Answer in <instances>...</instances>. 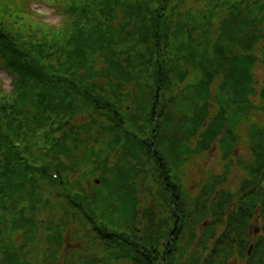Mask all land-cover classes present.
<instances>
[{
	"label": "trees",
	"instance_id": "trees-1",
	"mask_svg": "<svg viewBox=\"0 0 264 264\" xmlns=\"http://www.w3.org/2000/svg\"><path fill=\"white\" fill-rule=\"evenodd\" d=\"M250 1L243 0L240 3L236 2L237 4H234L233 1L231 5L230 0H227L224 3L225 6L227 5L226 8L232 12L231 22L223 28L225 32L221 34L217 43V36H214L212 41L209 40L213 45L214 54L208 61L207 58L205 59L208 65H202L204 69L199 78L203 82L199 100L205 103L202 107L195 108L192 112L194 115L186 119L182 127V133H186L185 137L168 140V145L175 147L176 153H179V150L182 151L179 156H176L177 160L175 156L170 157V152L165 150V146L161 142L163 139H159L164 126L162 127V124L159 126L157 123L160 115L158 112L159 101L167 102L171 99L177 101L178 99L174 82L177 81V74L181 73L179 66L182 63L177 64L175 61L177 59L184 61L181 52L192 50V47L188 45L190 44L189 40L193 38V31H185L184 27L177 28L176 22L179 21V17L184 22L192 21L194 23L204 17L209 22L211 19L207 16L212 14L211 12L219 13V9L223 5L220 6L217 2L210 3L206 10L202 9L197 18L198 15H185L179 12L177 14V5L176 7L172 5V10L176 14L173 13V16H170L169 13L172 10L169 9L173 0H75L70 5L67 14L74 9L73 14L80 13V16L67 31L61 33L62 37L54 36L49 42L46 39L40 42L33 41L29 44L21 42L22 39L16 40L14 38L16 35L12 37L6 34L0 24V62L2 68L16 78L15 87L18 89V98L12 104L0 107V194L3 197L0 200V211L9 210L10 207L15 209L17 199L23 195L25 183L29 180L30 172L34 169H37L36 172L40 173L41 177L49 179L51 183L63 184L58 179L54 181V177L51 175L49 166L53 165V161L47 159V157H51V154L56 158L62 156L68 158L79 143L87 141L83 138L96 136L94 140L96 144L99 138L110 136L113 139L109 141L114 145L113 152L125 153L122 155L127 157L126 163L133 158L135 161L133 168L136 169L135 163L137 161L142 163L141 160L144 158L152 164L153 168L156 170L159 168L165 173L162 180L164 185L160 194L164 204L170 206L172 214L174 209L181 215V218L177 219L178 216L175 217L173 214L177 225L180 224L177 227V234L180 235L183 228L182 223L186 218L183 213L184 209L181 210L180 207H183L185 203H182L183 194L180 186L173 181V168L177 167L174 165L185 164V156L188 153L199 154L205 151L210 145L209 143H214L219 136V133L215 132L226 130L225 111L216 115L215 120L208 123L210 105L207 101L210 97V83L216 78V73H225L228 69L226 73H228L229 80L227 82L232 87L230 89L234 99L231 100V104L235 108L247 105V98L253 92V69L258 60L249 52L254 51L255 45L264 40V35L257 33L256 28H253L256 23L252 20L255 12L250 11L246 16H243V12L250 9ZM243 7L244 9L241 11ZM259 12L262 13V22H264V6L260 7ZM116 23L121 25V30L117 29ZM118 28L120 29V27ZM238 30L241 32L237 35ZM233 35H235L233 40L244 39V37L247 40L246 42L234 40L229 46L226 45L223 36L226 39H231ZM126 38L132 41L137 39L132 43L141 44L143 51L130 49L123 53L119 46V49H116L117 42L126 41ZM183 43H186L187 46L183 47ZM164 45L169 49L168 52H165L164 49L162 51ZM187 47L188 49H186ZM195 52L201 53L198 50ZM95 55L106 57L103 63L105 68L100 73L95 67ZM97 76L108 80L107 86L111 89L112 95H110L108 87L104 88L97 81ZM186 78L185 74H181L179 79L182 82ZM196 78V74L193 73L192 79L187 78L186 81L192 82ZM138 84H143L148 88V97L151 96L145 98L146 102L138 104L139 114L131 115L120 104H123L124 97L127 98L126 94L129 91L126 90L136 88ZM237 90L240 92L238 93ZM243 94H245L244 97ZM112 96L116 99H111ZM119 98L122 103L118 102ZM189 101V105L192 106V99ZM86 113H90L91 124L83 129L77 128V125L72 122L73 118ZM32 121L39 124V129L46 121L52 125L50 132H46L49 146H45L44 149L48 153L44 152L45 156L41 154V159L40 156L37 159L29 158L25 154L30 148L28 145L23 150L17 148L23 135L29 136L26 132L28 127L25 126H30ZM206 123H208L207 126ZM205 127L207 128L205 129ZM55 133H60L62 136L55 139ZM141 135L151 137V139L144 140ZM197 136H200V139L194 145L196 146L194 150L191 149V144L197 139ZM205 141L207 147L203 148ZM69 144H72V147ZM109 148L111 145H108ZM103 157L106 156H103L102 153L96 160L98 163L100 162L98 169L112 170L110 156L102 161ZM47 162L49 166H46ZM256 165L254 175L262 163ZM62 167L61 165L57 166L56 174H59V169ZM133 168H130L131 171L126 173V177L125 172H121L119 175L124 177L117 176L116 182L108 184L109 182L104 180L103 183V187L113 196L122 186L116 184L121 182L130 184L129 192L126 193L127 199H125L127 200L126 210L122 205L124 198L120 196L122 201H120L118 209V219H115L113 212L110 211L112 204L110 205L104 200L102 209H107V211L102 213V220L97 221L99 218L96 217V211L92 207H88V211L82 205V201L90 202L91 197H88V189L82 188L81 185H79L81 187L77 194L79 201L75 202L71 199L70 205L82 212L84 218L89 221L91 229L96 233L97 239L107 244L106 246L110 249L109 262L126 259L132 260L134 264H156L157 262L160 264L159 250H151L154 260H150L148 252H144V245L147 241L136 238V235L127 237V232L123 231L124 224L126 225L128 220L130 224L127 226L133 230L141 222L142 214L139 210L142 205L138 184L130 183L140 173L137 172L139 170L136 171ZM133 174L134 177L130 179ZM248 199L253 201L246 205L243 212L252 213L260 205L264 214L263 195L251 193ZM220 202L217 204V208L226 206L222 198ZM26 213V209H21L12 215L9 221L4 220L12 235L25 227L28 230V227L32 225V220L26 216ZM137 232L141 233V230H137ZM177 234L169 235L168 231L164 238L167 240L169 237V239L175 237L177 241L179 238ZM152 244L155 246L154 243ZM174 244H172L173 248L170 249V253L167 254L168 259L165 260V264H177L176 262L182 254L180 251L178 259L175 257L178 247L177 244ZM209 244L204 241V238L199 241V246L205 247L207 252L211 250ZM169 245H171L170 241ZM240 246L246 247L244 244ZM260 248L263 249L264 254V239L259 242L254 257L257 255H260V258L264 257L263 254H259ZM213 251L215 250L213 249ZM172 254L173 256H171ZM6 255L10 258L3 260L1 264H25L21 262L18 255L12 252H8ZM189 264H197V260L189 262ZM257 264H264V258Z\"/></svg>",
	"mask_w": 264,
	"mask_h": 264
},
{
	"label": "rangeland",
	"instance_id": "rangeland-1",
	"mask_svg": "<svg viewBox=\"0 0 264 264\" xmlns=\"http://www.w3.org/2000/svg\"><path fill=\"white\" fill-rule=\"evenodd\" d=\"M226 1L227 0H173L171 3L169 10H172V5L175 7L177 5L176 13L179 11L185 15H198L197 18L202 12V9L203 11L206 10L210 3L214 4L217 2L220 6L223 5V7L219 9V13L214 14L211 12L212 14L207 16L211 19L209 22L204 17L195 23L192 21L184 22V20L179 17V21L176 22L177 28L184 27L185 31H193V38L189 40L190 44L188 45L189 47H192V50H190L191 53L187 52V50L182 51L181 53L183 55L180 56L184 61L178 59L175 61L177 64L180 62L182 63V65L179 66L181 73L180 75L177 74V81H175L176 83L174 82L175 93L178 94L179 89H182L181 83H184V81L181 82L179 79L181 74H185V78H189L195 73L197 78L192 82H187V84L191 83L192 88L188 86L182 90L181 100L177 97V101H174V99L165 103L159 101L158 112H160V120L158 123L159 126H161V124L162 127L164 126V131H162L164 136L161 134L164 138L161 142H163L165 150H167L168 153L170 152V157L179 156L182 151L179 150V153H176V150L174 149L175 147L166 143L168 141L167 139L183 137V134H181L182 127L186 119L194 115V113L192 115V112L195 110L198 102H200V85H202L203 82L199 78L204 69L202 65H208V62L206 63L205 59L207 58L208 61V59L214 54L212 49L213 45L210 41H212L214 36H217V43L221 34L225 32L223 28L231 22L230 16L232 12L226 8L227 5L225 6L224 4ZM233 1L234 4H237L236 2L240 3L243 0H230L231 5ZM50 2L55 6L59 4V6L52 8L38 3V5L33 7V10L37 13L47 17L46 21H42L28 13L27 0H0V24L2 25V28H4L3 31L12 37L16 35V37H14L16 40L22 39L21 42H26L27 44L32 43L33 41L40 42L46 39L49 42L54 36L62 37L63 35L61 33L67 31L71 27L72 23L78 19V16H80V13L76 15L73 14V9L67 14L70 5L75 2V0H50ZM262 6H264V0H251L250 9L245 7L247 10L243 12V16H246L250 11L255 12L252 20L256 23L253 28H256L257 33L264 35L263 17L261 16L262 13L259 12L260 7ZM60 8L61 10H57ZM243 9L244 7L241 11H243ZM173 13L174 15L176 14L175 11L172 10L169 15L173 16ZM41 22L48 23L49 27L39 24ZM116 27L118 30L122 29L121 25L118 23H116ZM118 27H120V29ZM240 32L241 30H238L237 35ZM234 37L235 35H233L231 39H226L223 36L224 43L229 46L234 40L238 42H246L247 40L245 37L244 39L236 38L233 40ZM136 41L126 38V41L117 42L116 49H119V46L123 53H126L130 49H141L143 51V46L141 44L138 45L132 43ZM182 46H187V44L183 43ZM163 49L165 52L169 51L165 45L162 47V51ZM186 49H188V47ZM239 49L241 50V47ZM196 50L201 53L197 54V52H195ZM253 50L254 51L249 52V54H252L254 57L256 56L258 61L253 69L255 84L253 87L254 93L252 92L250 100L253 108L257 109L253 111L254 117L252 116V124L259 126V122L264 121V117L259 114V112H264V40H261L259 44L255 45ZM105 59L106 57L103 58L100 55L94 56V61H96L95 67L99 70V73L105 68L103 66ZM186 61H188V63H186ZM227 71L228 69H226L225 73H216V78L210 83V93L212 94V97L209 102L211 105H216L217 107L211 109L209 115L212 117L220 110H224L227 117H229L227 129H237L236 134L241 136V139L235 144V149L233 150L236 156L234 157V163L237 164V170L235 167L233 168L228 176L229 181L227 180L225 183L227 191L239 194L242 185L245 182L252 180L250 171L247 170L256 160L251 144L252 146L254 144L255 149L257 148V150L258 147L255 144V138H253L252 143L248 133L250 130L249 127H251L252 124H249V121L244 120V117L246 116L244 115L245 111L248 109L247 105L237 106L235 108L231 104V100H233L234 97L232 98L231 94L233 93L231 90L232 87H230L231 84L227 82L229 80L227 77L228 73H226ZM172 77L174 76L172 75ZM97 79L101 86L103 85L104 88H109V86H107V79L102 78V76H97ZM15 82H17L15 77H13L10 72L6 73L3 71L0 63V107L6 104L10 105L18 98V89L15 87ZM197 85L199 86L197 87ZM126 91H129L126 94L127 98L124 97L122 100L123 104H120V106L128 107L129 109H132V111L138 110V104L143 102L144 97L147 99L151 96L148 97V88L144 87L143 84H138V87L127 89ZM109 92L110 95H112L110 88ZM239 92L240 91H238V93ZM244 95L245 94H243V97ZM193 98H195V100L193 104L191 103L192 106H190L189 100ZM111 99L116 98L112 96ZM119 99L118 102H121V98ZM224 107H226V109H224ZM89 117L90 113L76 115L72 122L82 124L79 121L86 122L87 120H90ZM104 119L106 121V118ZM51 126L50 122L46 121L43 127L39 129V124H36L33 121L30 122V126H25L28 127L26 132L29 136L26 137V135H23L22 139L19 141V147L17 148L23 150V148H27L26 145H28L30 148H28L25 154L29 158L37 159L40 156L41 159L42 155H46L44 152L48 153L44 147L49 146L46 132H50ZM256 128L259 130L262 127L259 126ZM218 132L219 130L215 133L218 134ZM54 135L55 139H59L62 136L60 133H55ZM239 136L237 137L240 138ZM141 137H143L144 140L151 139V137H144L143 135H141ZM220 139H222L221 143L219 141ZM110 140H113L110 136H108V138H105L104 136L103 139L99 138V141L96 144L93 141L87 142L86 144L79 143L73 149L71 153L72 155L68 158L64 156L56 158V156L52 154L51 157H47L49 161H53L52 166H49L48 162L46 163V166L50 167L54 181L58 179L63 182V184L55 185L54 183H51L46 177H41L40 173L36 172L37 169L30 172L31 175H29V180L25 183V191L23 192V195L18 197L15 209L10 207L9 210L4 209L3 211H0V264L3 260L10 258V256L6 257V253L8 252L18 255L21 262L25 264H133L128 260L109 262L108 257L110 249L106 246L107 244H105L104 241L97 239L96 233L93 232L89 221L84 218L82 212L77 211L75 206L70 205L71 199L75 202L79 201L77 194L82 186V188L86 187L89 189L87 191L88 197H91L90 202L82 201V205L88 211V207H92L94 211H96V217L99 218L97 221L100 222L102 220V213L107 211V209H102L104 200L110 205L112 204L110 206V211L111 213L113 212V217L115 219H118V209L120 207V201H122L120 196H123L124 198L122 205L126 210L127 200L125 199H127L126 193L129 192L130 184H122V182L116 184L122 186L117 189V194L113 196L112 193L110 194L109 191L103 187V183L104 180L108 181V184L116 182L117 176H123L119 175L121 172H125L124 175L126 177V173L131 171L134 164L133 162L135 161L131 158L129 159V162L126 163L125 159H127V157L123 156L125 153L122 152L123 155L121 152L114 153V145L109 143ZM244 140L248 142L246 145ZM214 142L211 151L203 155L188 156L184 165L181 163L174 165V167L177 166L176 168L178 170L174 171V176L179 178L177 181H180V189L183 194L182 203H185L180 209H184L183 213L186 215L185 217L188 219L187 224L189 225L188 228L184 227V230L180 235L179 233L177 234V227L180 224L177 225L173 214L175 217H180L181 215L174 209V213L172 214L170 206L166 203L164 204V200L161 198L160 194L164 185L162 180L165 173L159 170V168L157 170L153 168L152 164L148 162L147 159L145 160L142 158L143 156L141 157L142 163L138 161L135 163L136 169H133L136 171L139 170L137 172L140 174L137 175V177H134L133 174L131 178L129 175V178H136H133L130 183L135 182L138 184L141 199L140 202L142 205L139 210L142 214L141 222L133 230L128 227L130 224L128 220V223H126V225L124 224L123 228L125 229L123 231L127 232V237H130V235L134 237V235H136V238L147 241L144 245V252H148L150 259H153L151 256V250H159V262L165 264V260L168 259L166 256L170 251V247L173 248L172 245L170 247L168 246L170 237L167 240L164 238L166 232L169 231V235L173 233L179 236L176 241L178 247V253L177 255L175 254L176 258L182 250L180 253H184L185 256L189 257L188 261L196 258L199 264H257V262L260 261V255L249 260L246 255L248 249H244L242 248L243 246L238 244L241 241L242 244L245 245L249 240L250 235H252V237L255 236L253 233L254 230L263 227V222H261L260 218L257 220H254V218L252 219V225H250L251 227L248 228L247 232L243 227L245 224H249V219H244L246 223L243 222L240 229V232H243V235L239 237V234L236 233L234 235L236 237H228L229 239H227L222 235L226 230L224 227L226 219L225 215L220 218V223L217 221L218 218L212 213V210L211 212L209 211L207 215V208L210 206L209 200L212 198V193L207 196V192L202 191L200 188V185L205 183L204 177L206 176L203 171L206 172L209 170L210 172L217 174H228L226 173L228 172V169L224 168L225 172L221 171L223 170V166L219 163L220 159L225 160L223 157L224 152L228 147V141H225L224 134H222V136H218L217 140ZM212 143L213 142H211V144ZM108 145H111L112 149H108ZM69 146L72 147V144H69ZM206 147L205 141L203 148ZM261 149L262 148L260 147V150ZM260 150L258 153H260ZM101 152L103 153V156H106L105 158L103 157L102 161L105 160L107 156H110V166L113 168L112 170L105 171L103 168L98 169L100 162L98 163L96 160L98 156L102 154ZM240 157L242 158L241 161L238 160ZM175 159L177 160V157ZM229 160L233 161L230 157ZM63 161L65 165L63 164ZM58 165L63 167L59 169V174H56ZM95 179L98 180L97 183L95 182ZM209 181L212 180L210 179ZM219 186V189L221 190L222 185ZM249 187L250 186H246L245 189H254V187ZM79 194L82 195L81 193ZM2 199L3 197L0 194V200ZM217 199L213 200V202L217 201ZM21 209L27 210L26 216H29L32 220V225L28 227V230L25 227L24 229H19L14 235H12V232H10V229L6 224L7 222H4V220L9 221L11 216L19 212ZM207 221H213L211 224H215V226L213 227L212 225L209 227L210 222L206 223ZM204 222L207 224L206 226L203 224ZM222 228H224L223 232ZM206 229H209L208 234H210L211 230H214L215 234H218L214 243L209 245L210 249H214L215 251L212 252L209 250V252H207L203 246H197V248L195 247L192 250L190 245L194 242L196 243L194 239L200 241L202 236H204ZM137 230H141V233H138ZM220 234L221 237L219 239ZM199 236L200 238L198 239L197 237ZM208 237L205 239V242L207 239L208 242H210V236L208 235ZM235 239L236 241H234ZM152 243H154L155 246ZM245 246L248 247L247 245ZM259 254H263V249L260 248ZM171 256H173V254ZM182 258L183 257H180L179 259L177 258L178 260L176 263L179 264L182 262Z\"/></svg>",
	"mask_w": 264,
	"mask_h": 264
},
{
	"label": "flooded vegetation",
	"instance_id": "flooded-vegetation-1",
	"mask_svg": "<svg viewBox=\"0 0 264 264\" xmlns=\"http://www.w3.org/2000/svg\"><path fill=\"white\" fill-rule=\"evenodd\" d=\"M256 231H257V229L254 230V232H256Z\"/></svg>",
	"mask_w": 264,
	"mask_h": 264
}]
</instances>
